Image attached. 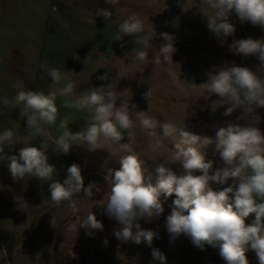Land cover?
<instances>
[{
	"label": "rangeland",
	"instance_id": "374dc122",
	"mask_svg": "<svg viewBox=\"0 0 264 264\" xmlns=\"http://www.w3.org/2000/svg\"><path fill=\"white\" fill-rule=\"evenodd\" d=\"M202 6L206 12H211L202 0H118L115 5L108 0H0V133L12 130L16 141L12 146L5 145L4 153L18 155L24 146L43 144L48 162L56 169L53 181L62 183L67 178L68 167L78 164L84 186L94 183L99 189H93L91 198L83 191L74 197L78 209L74 214L65 204L58 207L51 201L50 181L29 176L14 181L5 171L7 162H0V229L3 230L0 232V264H162L154 259L153 250L164 255L163 264H225L218 247L205 244L200 249L187 235L182 234L170 243L164 225L171 214L175 194L166 199L161 196L164 211L158 219L139 221L142 229L159 231V238H154L150 246L147 242L136 244L117 239L114 232L121 225L106 214L103 206L107 202L105 176L109 168L119 169L120 156L128 153L119 151V146L112 143L94 151L89 150L87 143L74 144L68 154H58L54 149L56 138L63 132L61 121H65L72 133H78L86 129L93 115L87 108L77 110L65 107V103L92 87H106L111 83H115L116 91H125L124 99L131 111L147 112L161 122L185 120L186 130L201 136L215 139L219 128L230 123L243 124L237 121L239 110L225 116L226 106L214 103L220 97L207 93L200 85L207 82L210 72L225 64L256 71L260 63L256 56L237 55L229 48L236 40L264 39V29L250 22L242 23L233 14L229 22L234 26L237 21L243 24L249 31L248 37H217L207 27ZM105 8L112 13L107 21L96 15L98 9ZM130 15L144 21V31L115 40L120 24ZM152 28L154 35L148 46L137 42V38L147 35ZM161 33L173 38L172 64L164 63L162 58L160 64L154 61L160 46L166 43ZM137 51L147 52L148 57L139 61ZM49 68L67 73L70 81L62 79L58 84L52 83ZM260 71L264 75V69ZM105 74L107 80L98 79ZM38 80V85L33 86ZM68 82L73 83V92L68 96L60 95L59 89ZM21 90L45 95L57 92L56 123L46 126V137L28 136L26 117L20 115L22 104L15 108L11 103L3 104L5 97L12 102ZM119 103L117 101V106ZM256 113L261 118L256 126L264 132V108L256 109ZM132 118L135 120L134 115ZM132 131V151L144 162L154 182L156 167L173 154L179 137L163 138L154 150L155 141L140 129L138 122ZM156 132L162 134L159 127ZM26 138L28 144H25ZM127 142L125 134L121 143ZM204 151L214 167L224 166L215 143ZM171 166L178 173L182 171L179 163ZM16 197L24 199L27 211L17 209ZM90 211L103 224V230H90L89 235V230L78 225L75 233L79 218ZM253 219L254 214L245 222L251 223ZM245 255L249 264H259L250 246Z\"/></svg>",
	"mask_w": 264,
	"mask_h": 264
},
{
	"label": "clouds",
	"instance_id": "9594fccd",
	"mask_svg": "<svg viewBox=\"0 0 264 264\" xmlns=\"http://www.w3.org/2000/svg\"><path fill=\"white\" fill-rule=\"evenodd\" d=\"M115 5L118 0H108ZM211 12L201 7L207 18V27L217 37L233 35L235 27L229 22V17L235 14L239 20L250 22L264 29V0H202ZM97 16L110 20L112 13L108 9H98ZM144 31V21L137 15H130L119 26L115 40L122 36H134ZM153 28L137 42L149 45L153 37ZM166 43L159 48L155 55L156 64L161 58L166 64H172V54L175 48L172 37L161 33ZM237 55L245 57L256 56L259 65L256 71L251 68L228 66L225 64L210 72L206 83L200 85L209 94H216L220 100L214 102L226 106L225 116L237 110L240 115L237 121L241 124L230 123L227 127L216 131L215 139L201 136L186 130L185 120L180 123L161 122L147 112L131 111L124 92L116 91L115 83L106 87H92L65 107L77 110L89 109L93 112L91 122L85 130L72 133L65 121H61L63 129L54 144L57 153L68 154L74 144L87 143L90 151L105 149L104 145L112 143L119 146V151L128 153L120 156L119 169L107 170V202L103 205L106 214L121 225L114 232L117 239L139 244L147 242L150 246L154 238H159V231L142 229L139 221L152 222L158 219L164 209L161 196L175 194L171 214L167 216L165 228L169 234L170 243L182 234L191 238L192 243L203 249L205 244L219 248V255L225 264H249L245 255L248 247L255 250L259 264H264V132L256 125L260 116L256 109L264 108V39H240L233 42L229 48ZM148 57L145 51H137L136 59L144 61ZM43 67V66H42ZM52 83L58 84L62 79L69 80L67 73L57 68L47 69ZM98 79L105 81L107 74ZM15 87H19L16 85ZM74 85L68 82L59 89V94L68 96L73 92ZM151 91L146 94V99ZM57 92L45 95L43 92L18 91L14 100L3 99L5 106L15 108L23 105L21 117H26L29 137H46V126L56 123L58 109L55 105ZM119 101V106H117ZM135 108V105H132ZM215 110V109H213ZM135 116L133 120L132 116ZM154 140L152 147L160 146L163 138L178 136L171 156L164 158L155 169L153 177L144 167L141 158L132 151L134 139L133 128L137 126ZM157 127L162 134L156 132ZM125 134L129 142L121 143ZM215 143L224 162L223 167H214L213 161L206 159L204 149ZM16 144L14 132L5 130L0 133V162H7L8 170L14 181L29 177H37L42 181H50V199L56 205L65 204L74 214L78 209L74 197L83 191L88 198L93 196V189L99 191L94 183L84 186L81 168L72 164L67 169V178L61 183L53 181L55 166L48 162L44 145L24 146L18 155H7L4 147ZM25 144H28L26 138ZM179 163V173L171 165ZM200 173V174H197ZM210 182L219 185H230L223 190L215 191ZM18 210L27 211V204L22 197H16ZM254 214L251 223L246 219ZM53 222V221H52ZM89 230H103V224L90 211L79 218L77 226ZM135 229V231H133ZM107 244V239L104 241ZM154 259L162 262L165 257L158 250H153Z\"/></svg>",
	"mask_w": 264,
	"mask_h": 264
},
{
	"label": "trees",
	"instance_id": "16d2710c",
	"mask_svg": "<svg viewBox=\"0 0 264 264\" xmlns=\"http://www.w3.org/2000/svg\"><path fill=\"white\" fill-rule=\"evenodd\" d=\"M235 27V32L233 35H236L237 37L239 36H247L249 35V31L241 24L239 21H237ZM252 39H258L257 37L252 38ZM230 185V183H229ZM229 185H219L214 182H210V186L215 190V191H220L223 190V188L228 187Z\"/></svg>",
	"mask_w": 264,
	"mask_h": 264
},
{
	"label": "crops",
	"instance_id": "0c3cea01",
	"mask_svg": "<svg viewBox=\"0 0 264 264\" xmlns=\"http://www.w3.org/2000/svg\"><path fill=\"white\" fill-rule=\"evenodd\" d=\"M21 78H22L23 83H24V82H25V81H24V79H25L24 76H22ZM38 83H39V80H38V81H35V83H34L33 86H36V84L38 85ZM24 85H26V83H25ZM30 86H31V85H30ZM5 171H6L7 174H10V173H9V170H5ZM1 223H2V221H1ZM0 232H1V233L3 232L2 227H1V229H0Z\"/></svg>",
	"mask_w": 264,
	"mask_h": 264
}]
</instances>
